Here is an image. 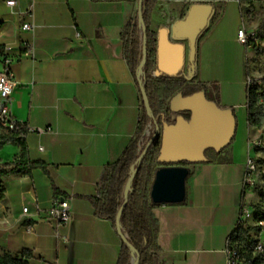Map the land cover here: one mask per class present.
Returning a JSON list of instances; mask_svg holds the SVG:
<instances>
[{
    "label": "crops",
    "instance_id": "0c3cea01",
    "mask_svg": "<svg viewBox=\"0 0 264 264\" xmlns=\"http://www.w3.org/2000/svg\"><path fill=\"white\" fill-rule=\"evenodd\" d=\"M7 1L0 0V46L14 58L12 113L21 123L52 130L26 136L31 159L44 161L49 174L36 168L4 178L0 252L28 251L29 264H117L122 236L111 220L96 215L88 197L98 195L108 165L135 139L142 114V92L122 36L138 15L139 0ZM199 3L214 5V11L197 41L193 83L212 90L218 108L234 111L238 127L229 146L209 149L205 161L188 166L183 202L156 204L160 264H227L228 237L255 196L244 175L249 139L259 133L248 123L247 98L250 61L258 56L238 31L259 22H247L240 0H158L151 29L158 43L161 29H173ZM31 21L34 32L22 27ZM31 42L35 58L25 54ZM19 153L7 144L0 163ZM258 156L264 158L263 151ZM56 196L71 206L72 218L62 226L49 216ZM24 207L31 213L24 214Z\"/></svg>",
    "mask_w": 264,
    "mask_h": 264
},
{
    "label": "trees",
    "instance_id": "16d2710c",
    "mask_svg": "<svg viewBox=\"0 0 264 264\" xmlns=\"http://www.w3.org/2000/svg\"><path fill=\"white\" fill-rule=\"evenodd\" d=\"M257 0H240L242 10L247 22H259L256 30V36L251 38L245 45L255 50L257 56L264 55V47L260 45V41L264 40V6L257 7ZM261 3L264 0H259ZM158 0H143V22L145 31L138 15L129 22L122 36L125 40V56L128 65L136 74L139 82L140 77L138 71L141 68L143 60L144 39L146 37V61L143 69L146 74L145 91L149 101V111L143 101L142 114L138 122V129L135 139L124 150L122 156L114 163L108 165L106 173L100 182L98 195L88 197L92 202L97 216L109 219L117 228V216L123 205L125 198L123 196L124 188L129 180L132 165L136 164L139 156L143 152L139 149V143L146 133L149 125H165L174 124L178 119L174 116L171 108V100L182 93L184 96L194 95L203 92L206 100L216 103V97L212 90L203 83L188 82L182 74V70L175 77L161 73L159 77L154 76L157 70V39L156 33L151 29V14ZM3 47L0 46V50ZM143 98V96H142ZM248 98V123L251 127H259L264 132V78L255 81L247 90ZM186 118H190L191 114L187 110L181 113ZM234 122V133L229 146L235 139L238 121L234 111H231ZM26 123H18L15 130H7L0 127V149L9 143L15 144L20 148L18 156L10 162L0 163V199L6 195V184L4 178L13 174H32L36 168H41L45 173L49 174L48 165L42 160H32L26 140L28 128ZM155 132V131H154ZM154 132L151 134L152 138ZM149 139V140H150ZM226 146V147H227ZM162 147V138L157 136L149 149L147 150L141 163L137 164V171L133 179L129 197L121 215V225L123 233L128 236V241L133 245L130 247L128 242L122 239V250L117 264H131L132 254L139 258L138 264H160L159 252L161 250L158 245V234L160 230V222L154 209L156 204L151 200V188L155 180L156 174L162 167L180 164L188 166L193 164L186 160L173 163L164 162L160 158ZM209 149H204V155ZM264 153V149L262 150ZM204 159L203 161H205ZM264 176V175H263ZM54 190L59 194V189L54 185ZM260 209L257 214V221H264V189L259 188ZM261 226L253 227L246 222H239L236 230L231 235L232 243L239 250H246L244 257L246 260L241 264H263L264 252H256L257 236L252 232L259 234L262 231ZM118 230V229H117ZM122 236V232L118 231ZM31 254L24 251L21 255L12 254L10 252H0V264H29Z\"/></svg>",
    "mask_w": 264,
    "mask_h": 264
},
{
    "label": "water",
    "instance_id": "95a60500",
    "mask_svg": "<svg viewBox=\"0 0 264 264\" xmlns=\"http://www.w3.org/2000/svg\"><path fill=\"white\" fill-rule=\"evenodd\" d=\"M143 0H139L138 17L143 31ZM214 11L212 4H194L187 16L177 21L173 29L163 28L158 35L157 69L161 73L175 77L184 68L187 61H195L197 41L202 32L208 27ZM186 42H188V50ZM146 37L144 39L143 60L146 61ZM139 69V70H140ZM143 101L149 111V101L143 81L140 79ZM171 108L176 113L188 111L190 118L181 114L174 115L178 121L174 124L156 125L152 138L132 165V174L126 183L123 196L125 201L117 216V229L122 232L121 215L129 197L133 179L137 171V164L141 163L153 140L162 138L160 158L164 162L177 163L186 160L191 163L202 162L205 159L204 149L213 147L216 150L225 148L234 133V122L231 111L218 108L215 103L208 102L203 92L190 96L178 94L171 100ZM148 130V129H147ZM190 169L188 166L171 165L162 167L156 174L151 188V200L155 204L181 203L186 197V181ZM122 239L128 242V236L122 232ZM133 248V245L130 244ZM139 258L132 254L131 264H138Z\"/></svg>",
    "mask_w": 264,
    "mask_h": 264
},
{
    "label": "built area",
    "instance_id": "2783aa9c",
    "mask_svg": "<svg viewBox=\"0 0 264 264\" xmlns=\"http://www.w3.org/2000/svg\"><path fill=\"white\" fill-rule=\"evenodd\" d=\"M16 0H14L15 5ZM9 5V0L7 1ZM10 5V6H13ZM23 29L27 31L34 32L35 23L34 21L26 22L23 24ZM256 36V30L254 28H246L243 27L238 31L239 40L246 44L251 38ZM26 55L31 58H35L36 56V46L33 42L26 44ZM13 61L14 58L9 53L8 47H3L0 50V127L7 130H15L18 127L19 121L13 115L11 110L12 104V95L17 86V81L15 78V73L13 70ZM185 69L182 71L183 77L191 82L195 78L196 74V62L195 61H187L185 64ZM138 75L140 79L145 83L146 74L144 69H140L138 71ZM161 72L157 70L154 71V76L159 77ZM255 82L254 79H248V87L251 86ZM149 114V113H148ZM150 115V114H149ZM153 126V125H149ZM146 130V133L142 137L139 143V149L142 150L147 142L150 139L151 134L155 131V127L153 131ZM28 134L29 133H43L52 130L51 127L39 128V127H31L27 125ZM42 149V147H40ZM248 156L246 160V168L244 175V186L246 188H252L257 183L264 184V158L259 157L258 154L264 149V132L261 128H259V133L256 136H251L248 144ZM264 189V187H262ZM43 211L40 203L37 202L35 214H40ZM24 214L31 213L29 207L23 208ZM49 216L52 220L56 221L59 225L67 224L72 218V211L69 200L56 196L54 199V203L52 207L49 209ZM251 216V211L249 209L242 210L240 215L239 222H245V219ZM259 225L263 228L260 232V237L258 238L257 245L255 246L256 252H264V221H260ZM28 231H31L32 228L30 226L27 227ZM64 239H66L64 237ZM227 264H241L242 261L246 260L244 254L246 250H239L232 243L231 236L228 237L227 241Z\"/></svg>",
    "mask_w": 264,
    "mask_h": 264
},
{
    "label": "rangeland",
    "instance_id": "374dc122",
    "mask_svg": "<svg viewBox=\"0 0 264 264\" xmlns=\"http://www.w3.org/2000/svg\"><path fill=\"white\" fill-rule=\"evenodd\" d=\"M256 29V28H254ZM260 56L254 57L252 61H250V71L254 73L252 79L255 81H259L264 78V61ZM185 69V67H184ZM176 115V114H174ZM151 131H153L154 126L149 127ZM173 165H180V164H173ZM190 166V165H188ZM264 187V184L257 183L254 187L248 188L249 191H254V200H252L249 204H246L243 209H249L251 211V216H248L245 219V222L253 227L260 226L259 222L257 221V214L259 213L260 209H262V205L260 204V197H259V188ZM253 235L257 236V239L260 237V234H256V232H252ZM264 238V235H263ZM264 264V263H263Z\"/></svg>",
    "mask_w": 264,
    "mask_h": 264
},
{
    "label": "clouds",
    "instance_id": "9594fccd",
    "mask_svg": "<svg viewBox=\"0 0 264 264\" xmlns=\"http://www.w3.org/2000/svg\"><path fill=\"white\" fill-rule=\"evenodd\" d=\"M14 4V0H9V5H13Z\"/></svg>",
    "mask_w": 264,
    "mask_h": 264
}]
</instances>
